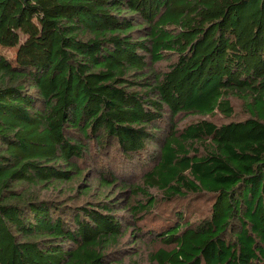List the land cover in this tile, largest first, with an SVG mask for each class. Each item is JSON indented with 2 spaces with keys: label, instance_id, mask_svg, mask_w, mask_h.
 I'll return each mask as SVG.
<instances>
[{
  "label": "trees",
  "instance_id": "16d2710c",
  "mask_svg": "<svg viewBox=\"0 0 264 264\" xmlns=\"http://www.w3.org/2000/svg\"><path fill=\"white\" fill-rule=\"evenodd\" d=\"M232 97L247 119L180 128L232 118ZM114 150L148 164L138 186L99 175L124 208L36 191ZM153 191L213 202L151 229L167 249L149 264H264V0H0V264H127L118 213L140 222Z\"/></svg>",
  "mask_w": 264,
  "mask_h": 264
},
{
  "label": "rangeland",
  "instance_id": "374dc122",
  "mask_svg": "<svg viewBox=\"0 0 264 264\" xmlns=\"http://www.w3.org/2000/svg\"><path fill=\"white\" fill-rule=\"evenodd\" d=\"M172 61L166 60L157 64L154 69L156 72H165L168 70ZM231 103L234 108V116L225 118L220 113L215 117H200V116H180L177 118L180 128H183L191 123H196L201 120H207L218 125L227 124L232 121H241L247 119L246 109L243 102L236 98H231ZM150 149L153 151L152 146ZM111 157L102 159V163L97 166L88 165L83 176L74 180L71 183L58 185L46 189H36L41 198L50 199L54 202L64 203L72 207L91 206L102 201H112V205L117 208H124L128 203L132 202L136 197L129 193L128 188L122 190L121 184H116L114 187L102 188L98 182L99 175L115 173L122 177L121 180L127 185H140L141 178L147 169V159L144 157L141 161L134 160V163L126 162L121 155H117L116 151H112ZM115 153V154H114ZM101 159V157H100ZM90 162H92L90 160ZM103 165V166H102ZM89 166L91 169H89ZM108 172L107 173H105ZM114 174V175H115ZM157 206L149 209V213H143L142 220L133 224L136 219L131 218L126 211L118 213V216H124L128 223L131 224L127 235L120 239L117 248L114 251H120L119 257H125L127 264H149V256L159 249H167L157 237L151 233V229H155L159 224H166L169 220L178 221V214L183 213L180 217L194 223L206 217L212 206V198L207 196L190 197L185 200L165 201L157 192L153 191ZM144 202V199L141 200ZM165 226V225H164Z\"/></svg>",
  "mask_w": 264,
  "mask_h": 264
}]
</instances>
